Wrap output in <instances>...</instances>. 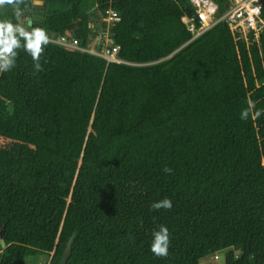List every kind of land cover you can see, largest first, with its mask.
<instances>
[{"label":"trees","instance_id":"obj_1","mask_svg":"<svg viewBox=\"0 0 264 264\" xmlns=\"http://www.w3.org/2000/svg\"><path fill=\"white\" fill-rule=\"evenodd\" d=\"M104 4L20 5L49 43L43 71L21 48L0 73V264H264V34L220 21L192 40L189 0H113L121 64L55 42L90 49ZM161 225L166 258L150 250Z\"/></svg>","mask_w":264,"mask_h":264},{"label":"built area","instance_id":"obj_2","mask_svg":"<svg viewBox=\"0 0 264 264\" xmlns=\"http://www.w3.org/2000/svg\"><path fill=\"white\" fill-rule=\"evenodd\" d=\"M105 1L104 9H95L99 16V23L91 25L93 29L98 31V37L94 41L90 49H81L76 40L72 42L66 37H61L55 42L63 46L65 49L81 50L82 52H89L105 59L108 64H121L122 61L117 58L120 47L115 44L112 38V30L121 22L119 13L113 8V0H99ZM196 10V16L188 20V29L195 38L212 28L220 21L228 23L231 31L234 34H241L243 38L247 39L252 32L255 41L264 34V18L262 16V6L258 0H229L228 10L221 16L217 17L218 5L212 0H189ZM196 20H198L199 27H197ZM101 45L95 49L98 42ZM218 258V254L214 255Z\"/></svg>","mask_w":264,"mask_h":264},{"label":"clouds","instance_id":"obj_3","mask_svg":"<svg viewBox=\"0 0 264 264\" xmlns=\"http://www.w3.org/2000/svg\"><path fill=\"white\" fill-rule=\"evenodd\" d=\"M23 0H0V6L14 5L13 13L16 22L10 19L0 20V73L11 71L16 66L18 57V49L23 48L34 62L35 72L43 71L40 63L41 56L44 53L45 46L49 43V36L45 29L40 27H32L31 20H22L23 10L20 5ZM27 25V27L25 26ZM31 28V30H29ZM193 39H196L193 37ZM254 102L249 100L248 107L241 111L240 118L247 120L252 114ZM261 113L256 112L255 116ZM163 171L171 174L172 169L165 167ZM173 203L171 199L165 197L162 200L153 202L150 205L151 210L159 211L161 209L171 210ZM170 232L166 226L161 225L159 230L152 233V241L150 245L151 252L158 258H166L169 255L170 248Z\"/></svg>","mask_w":264,"mask_h":264},{"label":"rangeland","instance_id":"obj_4","mask_svg":"<svg viewBox=\"0 0 264 264\" xmlns=\"http://www.w3.org/2000/svg\"><path fill=\"white\" fill-rule=\"evenodd\" d=\"M34 4L35 5H38V6L39 5H42L39 2H35ZM90 27H92V26H90ZM94 30L96 31L97 28L94 29ZM96 42H98V41H96ZM100 45H101V42H98L95 45V49H98ZM223 256H225V255L224 254H218V258H215L214 256L208 257L207 259H205L204 261H202L201 264H223L222 263V258H221ZM49 261H50V257L41 256V257H37V258H30L29 261H28V264H48Z\"/></svg>","mask_w":264,"mask_h":264},{"label":"water","instance_id":"obj_5","mask_svg":"<svg viewBox=\"0 0 264 264\" xmlns=\"http://www.w3.org/2000/svg\"><path fill=\"white\" fill-rule=\"evenodd\" d=\"M258 3L264 8V0H258ZM80 24V22H78V25ZM31 25H32V22H31ZM71 28H74V25H72ZM194 40V39H192ZM179 51V50H178ZM176 51V52H178ZM173 55L169 56L167 59L171 58ZM0 245H1V248L2 249H6V243H5V240H4V235H3V232H1V236H0ZM222 258V261L224 260V257H221Z\"/></svg>","mask_w":264,"mask_h":264},{"label":"crops","instance_id":"obj_6","mask_svg":"<svg viewBox=\"0 0 264 264\" xmlns=\"http://www.w3.org/2000/svg\"><path fill=\"white\" fill-rule=\"evenodd\" d=\"M38 2V1H37ZM39 3H41V2H39ZM42 4V3H41Z\"/></svg>","mask_w":264,"mask_h":264}]
</instances>
